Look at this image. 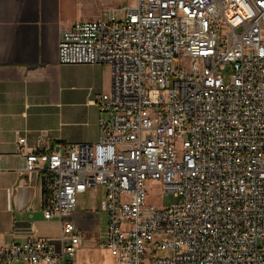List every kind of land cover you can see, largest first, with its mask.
Wrapping results in <instances>:
<instances>
[{
    "label": "built area",
    "instance_id": "2783aa9c",
    "mask_svg": "<svg viewBox=\"0 0 264 264\" xmlns=\"http://www.w3.org/2000/svg\"><path fill=\"white\" fill-rule=\"evenodd\" d=\"M109 18L74 22L58 47L62 64L110 68L99 141L41 157L16 144L61 247L11 241L0 264H74L68 217L94 187L119 264H264V0H135ZM149 185L176 202H148Z\"/></svg>",
    "mask_w": 264,
    "mask_h": 264
},
{
    "label": "crops",
    "instance_id": "0c3cea01",
    "mask_svg": "<svg viewBox=\"0 0 264 264\" xmlns=\"http://www.w3.org/2000/svg\"><path fill=\"white\" fill-rule=\"evenodd\" d=\"M88 5L89 0H0V245L37 237L61 247L62 224L45 218L41 175L24 171L25 156L99 141L96 101L110 90V68L58 59L63 32L76 21L98 19ZM20 136L29 150L17 151ZM102 194L99 187L79 194L68 217L82 236L74 264H119L100 245L107 235Z\"/></svg>",
    "mask_w": 264,
    "mask_h": 264
},
{
    "label": "rangeland",
    "instance_id": "374dc122",
    "mask_svg": "<svg viewBox=\"0 0 264 264\" xmlns=\"http://www.w3.org/2000/svg\"><path fill=\"white\" fill-rule=\"evenodd\" d=\"M135 0H89L88 8L99 13V20H108L110 10H115L116 19L124 17V8L133 5ZM149 195L147 201L160 207H167L176 202L173 195L160 194L158 187L151 188L149 185ZM158 194V195H157Z\"/></svg>",
    "mask_w": 264,
    "mask_h": 264
}]
</instances>
